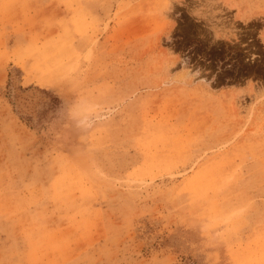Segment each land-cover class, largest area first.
<instances>
[{
	"label": "rangeland",
	"instance_id": "obj_1",
	"mask_svg": "<svg viewBox=\"0 0 264 264\" xmlns=\"http://www.w3.org/2000/svg\"><path fill=\"white\" fill-rule=\"evenodd\" d=\"M262 32L264 0H0V264H264Z\"/></svg>",
	"mask_w": 264,
	"mask_h": 264
},
{
	"label": "clouds",
	"instance_id": "obj_2",
	"mask_svg": "<svg viewBox=\"0 0 264 264\" xmlns=\"http://www.w3.org/2000/svg\"><path fill=\"white\" fill-rule=\"evenodd\" d=\"M264 34V32L261 33ZM264 39V38H262ZM168 79L171 82L182 81L184 83H192L199 75V73H192L185 68L184 70L171 74V69L168 70ZM64 110V102H62L61 111ZM68 115L77 122L76 126L82 134H86L99 127L110 118V113L101 105H83L78 104L69 110ZM87 117L85 119L84 117Z\"/></svg>",
	"mask_w": 264,
	"mask_h": 264
},
{
	"label": "bare ground",
	"instance_id": "obj_3",
	"mask_svg": "<svg viewBox=\"0 0 264 264\" xmlns=\"http://www.w3.org/2000/svg\"><path fill=\"white\" fill-rule=\"evenodd\" d=\"M209 171H210V170H209ZM211 172H212V171H211ZM204 173H205V172H204ZM204 173H203V176H204ZM209 173H210V172H209ZM205 174H206V173H205ZM210 174H211V173H210ZM200 178H201V177H200ZM204 178H205V177H204ZM206 178H207V177H206ZM206 178H205V179H206ZM205 179H204V181H205ZM213 179H214V178H213ZM201 180H202V179H201ZM73 182H74V181H73ZM205 182H206V181H205ZM186 185H187V184H186ZM195 190H196V189H195ZM255 259H256V258H255ZM251 260H252V259H251ZM259 262H260V261H258V264H259ZM253 263H254V262H253ZM253 263H252V264H253ZM256 263H257V262H255V264H256Z\"/></svg>",
	"mask_w": 264,
	"mask_h": 264
}]
</instances>
